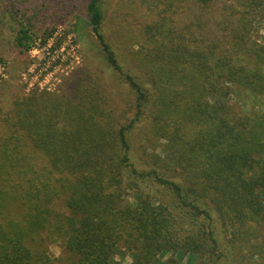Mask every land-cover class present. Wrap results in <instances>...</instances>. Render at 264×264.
<instances>
[{
    "label": "trees",
    "instance_id": "1",
    "mask_svg": "<svg viewBox=\"0 0 264 264\" xmlns=\"http://www.w3.org/2000/svg\"><path fill=\"white\" fill-rule=\"evenodd\" d=\"M117 3L133 18L121 33L106 27V0H86L114 83L83 68L53 94L0 104V264H219V222L244 257L235 238L264 224V112L239 106L264 107V0ZM35 38L21 22L16 47ZM146 133L163 157L139 155Z\"/></svg>",
    "mask_w": 264,
    "mask_h": 264
},
{
    "label": "rangeland",
    "instance_id": "2",
    "mask_svg": "<svg viewBox=\"0 0 264 264\" xmlns=\"http://www.w3.org/2000/svg\"><path fill=\"white\" fill-rule=\"evenodd\" d=\"M117 2L118 0H106V27L121 33L125 31L127 22L131 25L133 18L124 14L131 13L127 4L121 7L124 13H115ZM21 22L29 25L37 37L32 41V49L27 52H21L15 44ZM118 24L121 26L117 27ZM256 31L259 41L264 43V22ZM0 59V104L3 111L9 110L17 97L34 92L53 94L61 90L83 68L96 69L104 73L108 84L114 83L113 74L102 60L101 50L91 32L86 17V0H0ZM37 75L39 77L35 78ZM115 92L117 96L118 91ZM106 97L111 105L114 104L112 96ZM117 98L124 109L132 105V99L127 94H121ZM243 100L244 103L239 106L246 111L255 108L256 111L264 112V107H257L253 99L243 97ZM156 141L158 147L152 150ZM164 144L165 142H159L146 133L137 137L135 146L142 159L150 161L155 156L163 157L161 149ZM140 188L145 194L156 197L157 192L152 186L141 185ZM126 193V201L135 204L134 192L127 189ZM247 228L248 226L245 229ZM253 228L256 230L255 237L248 244L245 243L246 238H235L244 257L242 254L237 255L231 248L229 239L233 237L232 229L224 228L218 223L216 237L223 253L228 255L219 264H264V254H259V250L264 248V224L254 225ZM51 252L54 257H60V245L53 244ZM123 263H130L129 255ZM186 263L187 258L180 261L177 256L170 254L161 260V264Z\"/></svg>",
    "mask_w": 264,
    "mask_h": 264
},
{
    "label": "built area",
    "instance_id": "3",
    "mask_svg": "<svg viewBox=\"0 0 264 264\" xmlns=\"http://www.w3.org/2000/svg\"><path fill=\"white\" fill-rule=\"evenodd\" d=\"M39 76L37 75V76H35V78H38ZM40 82H42V81H40Z\"/></svg>",
    "mask_w": 264,
    "mask_h": 264
}]
</instances>
